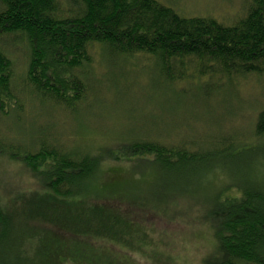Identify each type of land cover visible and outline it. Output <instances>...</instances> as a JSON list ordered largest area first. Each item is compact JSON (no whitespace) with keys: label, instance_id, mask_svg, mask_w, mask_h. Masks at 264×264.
I'll use <instances>...</instances> for the list:
<instances>
[{"label":"trees","instance_id":"16d2710c","mask_svg":"<svg viewBox=\"0 0 264 264\" xmlns=\"http://www.w3.org/2000/svg\"><path fill=\"white\" fill-rule=\"evenodd\" d=\"M12 36L28 48L21 83L2 44ZM96 46L99 60L105 54L111 63L147 57L156 82L177 94L185 91L175 84L192 77L201 85L197 96L209 104L215 126L228 116L236 120L244 108L255 112L248 136L237 128L215 134L220 129L215 127L209 137L171 145L163 141L171 131L156 130L124 139L108 152L124 161L153 163L168 181L224 175L238 154L255 155L232 185L238 194L212 199L203 217L213 230L214 246L202 264H264V103L239 100L237 83L264 77V0H247L243 17L230 26L213 18L182 17L156 0H0V156L24 164L39 185L18 204L0 200V264H61L67 253L72 264L97 263L101 258L92 253L89 239L141 249L147 231L132 220V212H164L100 189L104 155L69 150L46 129L47 119L41 125L36 121L43 119L45 103L70 113L88 107ZM189 63L191 77L185 75ZM23 100L38 106L35 113ZM218 107L226 118L224 113L215 117ZM51 227L72 237L65 255L54 257L57 245L47 236Z\"/></svg>","mask_w":264,"mask_h":264},{"label":"rangeland","instance_id":"374dc122","mask_svg":"<svg viewBox=\"0 0 264 264\" xmlns=\"http://www.w3.org/2000/svg\"><path fill=\"white\" fill-rule=\"evenodd\" d=\"M156 1L170 7L182 17L213 18L226 26L243 17L247 5V0ZM13 38L6 37L2 44L7 57L13 62L17 82L21 83L20 77L26 68L28 48L24 40ZM97 50L98 46L92 53L93 78L91 77L90 84L94 89H89L86 93L87 102L90 101L88 107L83 104L70 113L58 108L53 110L52 106L45 103L40 106L43 119L36 121L41 125L47 119L46 129L54 131L58 136L54 138L63 147L104 155L101 170L103 182L99 185L100 189H113L114 192L110 194L116 197L126 200L134 198L158 206L164 212H132V220L147 231L144 233L148 237L141 243V249L125 248L102 239H89L92 253H97L96 256L101 260L96 263L87 262V259L84 264H202L203 258L214 246L213 230L203 217L215 198L238 194L232 185L242 178L246 167L254 162L255 155L238 154L231 159V169L227 167L224 175L218 174L207 179L188 178L185 181L177 178L178 181H168L162 179L163 175L157 171L155 164L124 161V158L108 151L116 149L124 139L146 136L156 130L175 133H170L169 138L165 136L168 139H163L166 144L171 145L177 144L182 138H204L215 132L229 134L236 128L248 136L255 112L249 107L244 108L242 112L239 111L236 120L228 116L231 121L222 119L219 126H215L217 120L213 119L212 109L197 96L201 85L195 83L191 77L194 73L193 64L185 65V75L191 78L175 84L176 89L182 87L185 91L177 94L173 87L156 82L153 67L147 57L133 58L126 64L123 61L111 63L110 57L105 54L99 60ZM237 83L239 100L254 104L264 103V77L239 79ZM219 99L221 98H217ZM24 103L26 107L33 106L29 112L35 113L34 110L38 108L35 103L29 100ZM210 103L215 104L214 101ZM230 104L234 108L238 105L235 100L230 101ZM227 108L229 109V105ZM223 113V118H226L223 108L218 107L215 117ZM0 125L2 127V123ZM215 127H219V131H215ZM33 128L37 131L38 126ZM38 188V183L24 164L0 156L2 204H18L23 194ZM95 202L100 204L99 200ZM108 205H113L112 201ZM51 230L52 232H47L48 235L45 232L32 234L47 235L52 240V246L56 243L54 257L56 253L65 255L72 237L67 232H54L52 227ZM27 245L33 249L34 244ZM91 254L88 253V256ZM72 260L67 253L61 264H72Z\"/></svg>","mask_w":264,"mask_h":264}]
</instances>
